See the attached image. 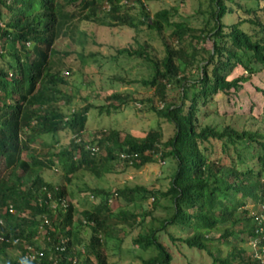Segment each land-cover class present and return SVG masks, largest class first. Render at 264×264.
<instances>
[{
  "label": "trees",
  "instance_id": "1",
  "mask_svg": "<svg viewBox=\"0 0 264 264\" xmlns=\"http://www.w3.org/2000/svg\"><path fill=\"white\" fill-rule=\"evenodd\" d=\"M249 1L252 6L206 0L204 8H197L206 18L194 27L175 19L177 7L150 15L144 0H0V158L11 174L21 173L9 183L0 180V261L20 264L19 255L9 258L6 250L15 246L20 254L22 240L35 236L45 213L50 220L45 234L68 238L72 251L80 245L74 224H84L90 235L81 245L96 264H110L103 253L107 239L115 238L110 220L126 234L127 227L137 228L132 243L151 254L141 264H195L183 249L208 264H264V90H258L262 107L252 105L245 115L215 109L218 102L229 104L245 82L264 71V0ZM70 5L76 11H64ZM81 22L108 29L143 26L150 40L156 36L159 48L144 41L114 49L117 56L146 64L149 76L136 82L150 95L111 93L104 105L84 98L82 105L68 108L75 98L66 89L73 73L62 70L60 56L66 53L61 55L55 42L70 38L82 66L96 62L97 52H84L88 36ZM237 67L245 75L229 79ZM170 89L176 100L168 98ZM131 103L148 104L172 134L164 137L158 128L137 138L100 129L91 140L85 137L92 109L111 114ZM221 118L232 123L217 122ZM61 132L71 138L57 152L30 149V159L22 157L32 138ZM121 153L137 157L129 164ZM156 155L171 164L165 189L123 186L109 192L85 181L75 185L82 174L91 173L93 182L116 164L139 170L158 163ZM50 169L60 170L64 184L41 178ZM68 185L76 191H68ZM47 193L55 201L66 200V209L53 213L40 204ZM118 198L129 208L111 213L110 204ZM149 199L150 209H143ZM9 205L14 213H1ZM15 238L21 241L14 245ZM84 262L94 264L87 255Z\"/></svg>",
  "mask_w": 264,
  "mask_h": 264
},
{
  "label": "rangeland",
  "instance_id": "2",
  "mask_svg": "<svg viewBox=\"0 0 264 264\" xmlns=\"http://www.w3.org/2000/svg\"><path fill=\"white\" fill-rule=\"evenodd\" d=\"M146 10L150 15L161 9H168L170 7H177L179 14L175 17L176 20L184 21L190 26L199 27L205 20V15H199L197 8L206 6V0H185L183 4L180 0H144ZM241 5L252 6L253 4L249 0H239ZM66 12L72 13L76 11V6L70 5L65 8ZM134 12V11H133ZM79 28L88 36L85 50L87 54L89 52H97L95 54L97 61L89 62L88 64H82L76 57L74 49L77 48L76 44L66 37H60L55 42V48L57 51L66 53L62 58V70L72 72L69 74V85L66 89L74 95V99L68 108H72V104L82 105L84 102L82 99H86L88 103L95 105H104V97L111 93H132L138 98H145L152 92L150 89H146L136 82L147 78L149 76V70L146 64L138 58H127L125 56H117L114 52L115 48L120 47H134L137 43L144 41H150L155 47H160L159 40L154 34L150 40L148 30L141 26L139 29L134 30L127 27L108 29L100 27L95 24L81 22ZM114 55V57H112ZM90 63V64H89ZM241 75H245L243 68L237 67L229 76V79L235 78ZM131 81H134L130 83ZM259 89L264 90V71L254 75L251 79L245 82L242 89L237 94L232 96L230 103L225 104L218 102L215 109L218 111L226 112L227 114H241L245 115L249 111L252 105H255L260 109L262 107V96L258 92ZM168 98L170 100H176V91L169 90ZM82 103V104H81ZM158 103V102H156ZM257 108H253L256 111ZM236 118V117H235ZM235 118H233L235 120ZM242 121V119H241ZM217 122L232 123L229 119H218ZM162 129L164 137H168L172 134L171 127L158 118L153 112L148 110V104L141 105L139 103H131L130 105L123 106L117 113H98V109H92L87 115L86 132L83 133L88 140L93 138L95 131L100 129L115 130L123 134H129L133 137L142 138L151 129ZM71 136L67 132H61L57 135H43L38 138H32L29 143V150L23 152L22 157L26 160L30 159V149L36 150L39 154L42 150H51L57 152V150L66 146L70 141ZM5 162L0 158V180H7L8 183L13 179L14 175L19 176L21 173L17 171L15 174H11V170L6 168ZM112 172L102 175L101 178L95 179L91 182V173H84L80 180H74L76 186L83 185L87 182L92 186H97L106 191L113 192L116 189H120L123 186H143L149 189H165L169 181V175L171 173V164L169 161L164 162H151L142 166L139 170L127 169L121 164L111 166ZM41 178L45 182H52L56 184H64L62 180V174L60 170H44L41 173ZM28 184V182H27ZM68 191H76L77 187L67 186ZM152 199L143 203V209H150ZM125 206L124 201L121 198L115 200L110 204L109 210L111 213H116L120 209H128ZM1 213L5 214V208L1 210ZM159 213L155 212L157 216ZM114 220H110L108 223L109 230L113 231L115 238H109L106 241L103 253L108 258L110 264H141V259H147L151 254L148 251H144L138 248L132 243V237L137 234V228L131 229L127 227V234L119 229H115L112 223ZM79 223V222H78ZM75 222L74 226L79 237L78 246L86 245L89 241L90 231L84 224H78ZM102 239H104L102 237ZM251 246L255 245L254 241H250ZM247 244L246 246H248ZM85 249V248H84ZM9 258H15L19 255V249L15 246H11L6 250ZM181 253L186 255V258L194 262L195 264L201 263L208 264L203 261L198 254L183 249ZM92 262L96 264L94 258L89 256ZM0 264H8L4 260L0 261Z\"/></svg>",
  "mask_w": 264,
  "mask_h": 264
},
{
  "label": "built area",
  "instance_id": "3",
  "mask_svg": "<svg viewBox=\"0 0 264 264\" xmlns=\"http://www.w3.org/2000/svg\"><path fill=\"white\" fill-rule=\"evenodd\" d=\"M120 159L132 163L133 159L137 157L136 154L121 153ZM158 162L164 164V161L159 160V156L156 155ZM93 200V197H89ZM40 204L45 205L49 211L57 213L61 209H66L67 201L63 198H59L57 201L53 200L50 193H47L45 197L38 199ZM9 213H14L12 206L8 207ZM3 225L0 220V227ZM50 226V220L48 215L42 213L39 217L35 236L29 240H22L23 249L19 254L20 264H86L84 259L86 258V251L82 246H77L76 251H72L68 247V238L58 235L56 240L52 239V236H47L44 231ZM11 239H5L6 242H10ZM4 241V238L0 235V242ZM21 241L20 238H15L13 244H18Z\"/></svg>",
  "mask_w": 264,
  "mask_h": 264
},
{
  "label": "clouds",
  "instance_id": "4",
  "mask_svg": "<svg viewBox=\"0 0 264 264\" xmlns=\"http://www.w3.org/2000/svg\"><path fill=\"white\" fill-rule=\"evenodd\" d=\"M9 206H11V205H9ZM9 206H8V207H9ZM8 207L5 208V212H8V213H9V211H8ZM9 214H12V213H9ZM0 220H1V218H0ZM2 222H3V220H2ZM3 225H4V222H3Z\"/></svg>",
  "mask_w": 264,
  "mask_h": 264
}]
</instances>
